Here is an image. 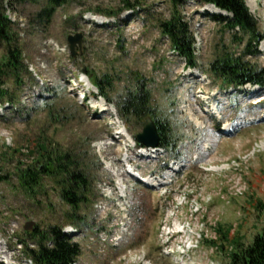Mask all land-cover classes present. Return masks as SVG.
Here are the masks:
<instances>
[{
    "label": "rangeland",
    "instance_id": "374dc122",
    "mask_svg": "<svg viewBox=\"0 0 264 264\" xmlns=\"http://www.w3.org/2000/svg\"><path fill=\"white\" fill-rule=\"evenodd\" d=\"M256 1L255 8L248 6L264 33V0ZM48 2L4 0L26 71L22 86L6 80L17 98L14 105L0 104V176H6L0 181V264H34L21 243L29 239L27 222H35L31 231L72 226L66 223L71 208L53 182L46 180L34 198L15 175L45 137L82 155L95 174L96 197L81 211L88 226L75 236L82 248L76 264H229L232 249L220 240L219 231L228 230L229 237L238 235L248 244L264 229V90L222 86L208 66L224 52L240 55L247 36L213 21L211 14L222 13H213L199 0L179 5L173 0H128L135 10L126 9L125 0H65L46 22L37 15ZM174 13L194 35L199 69L189 67L161 33L160 23ZM77 33L84 34V46L72 57L68 36ZM263 43L259 55L246 58L260 68ZM84 70L114 77L107 94L113 101L134 89V74L142 75L152 91V106L173 128L175 143L185 144L186 150L180 145L182 153L199 154L165 195L131 182V233L121 241L120 205L112 199L102 203L105 212H98L95 204L116 195V172L122 173L123 164L146 177L162 176L165 169L162 159L137 155L135 136L144 125L123 119L112 101L95 93ZM167 213L170 223L165 226Z\"/></svg>",
    "mask_w": 264,
    "mask_h": 264
},
{
    "label": "trees",
    "instance_id": "16d2710c",
    "mask_svg": "<svg viewBox=\"0 0 264 264\" xmlns=\"http://www.w3.org/2000/svg\"><path fill=\"white\" fill-rule=\"evenodd\" d=\"M38 17L43 21H50L57 7L65 0H48ZM179 5L181 0H173ZM202 5H213L226 11L229 16L211 14V18L230 31H241L248 38L245 50L240 54L224 52L219 54L209 63L208 72L221 82L222 86L238 88L246 84L259 85L264 90V67H257L247 60L249 55H259V45L264 40L259 22L250 11L246 0H199ZM126 9H136L135 4L125 0ZM14 23L6 14L4 0H0V103L13 104L17 98L7 86V79H13L16 86H22L23 72L26 71L24 51L19 39L14 34ZM163 36H167L171 48L185 59L191 68H198L196 56V41L188 23L180 16L174 15L171 19L160 23ZM91 82L97 87L99 93L112 101L120 116L129 121H136L139 125L145 124L147 117H152L160 136V145L174 150L176 139L173 128L157 108L152 106L153 95L145 78L134 74L135 87L120 95L116 101L108 97V91L113 89L115 79L109 73L99 75L95 72L84 70ZM52 91V89H49ZM54 110L50 109V116ZM138 146H143L137 143ZM34 155L30 163H19L15 168V175L19 184L30 196L36 197L37 192L45 187V181L50 180L55 185L61 200L71 209L66 214V223L82 231L88 226L86 216L81 214L82 208L93 204L96 197L94 192L95 174L93 166L86 163L84 157L71 151L55 146L48 138L38 139ZM2 168L0 167V172ZM6 179L0 176V181ZM220 240L229 243V264H264V229L253 240L245 244L238 235L229 237L226 232L219 231ZM29 239L24 243L25 254L34 264H73L82 254V248L75 236H68L63 232V226H50L41 230L35 227L28 232ZM33 243L34 247H31Z\"/></svg>",
    "mask_w": 264,
    "mask_h": 264
},
{
    "label": "bare ground",
    "instance_id": "6f19581e",
    "mask_svg": "<svg viewBox=\"0 0 264 264\" xmlns=\"http://www.w3.org/2000/svg\"><path fill=\"white\" fill-rule=\"evenodd\" d=\"M247 3H248V5L250 6V7H253V8H255L256 7V5H254L255 3H257V1L256 0H247ZM257 6H258V4H257ZM209 8V7H208ZM210 9V11H213V13H215V12H217L218 13V11H216V10H213V8H209ZM263 48H264V43H263ZM225 131H230V130H226V129H224ZM182 145V148L184 149V145L183 144H181ZM263 146H264V143H263ZM181 147V146H180ZM175 162V161H174ZM171 163L170 164V170L171 169H173V164H177V163ZM176 162H177V160H176ZM169 173H171L170 171H169ZM116 174L119 176V175H121V174H119L118 172H116ZM119 180H121V179H119ZM149 180V179H148ZM169 180L167 179V180H165V182H168ZM150 184H152L153 186H156V184H154V183H150ZM169 187V186H168ZM168 187H165L166 189H168ZM166 189H165V191H166ZM170 190V189H169ZM128 195H129V193H128V189L123 185V184H121L119 181L117 182V190H116V195H114L113 196V198H111V199H115L116 201H117V203L120 205V209H121V211H120V213H121V215L123 216V221L120 223V225H121V233H122V235L124 234V233H126V232H128L129 231V224H130V222H131V218H130V215H129V211H130V207H131V204H130V200H129V197H128ZM184 200H186V197H184ZM108 202H110V201H107V202H103V201H101L98 205H97V211L98 212H105V210H106V208H105V204L106 203H108ZM102 203H105V204H103V206H102ZM186 203V202H185ZM180 206V205H179ZM181 208H182V206H180L179 208H178V212H179V210H181ZM197 211H199V207H196L195 208ZM166 216V223L164 224L165 226L167 225V224H169V218H170V215H168V213L165 215ZM164 229V228H163ZM163 233L164 234H167V232L166 231H164L163 230ZM122 235H120V236H118V239H120V237L122 236ZM2 253H5V251L4 250H2ZM1 253V254H2ZM2 256H3V254H2ZM1 256V257H2Z\"/></svg>",
    "mask_w": 264,
    "mask_h": 264
},
{
    "label": "water",
    "instance_id": "95a60500",
    "mask_svg": "<svg viewBox=\"0 0 264 264\" xmlns=\"http://www.w3.org/2000/svg\"><path fill=\"white\" fill-rule=\"evenodd\" d=\"M210 8H213V10L216 9L213 5H208ZM68 43L70 46V52L73 57H76L79 52L81 53L84 46V34L83 33H77L74 35L68 36ZM136 140L140 144H143L146 147H158L160 143V136L158 133L157 126L152 119V117H147L145 121L144 128L141 133L136 135ZM35 225L34 221H29L25 224V230L31 231Z\"/></svg>",
    "mask_w": 264,
    "mask_h": 264
}]
</instances>
